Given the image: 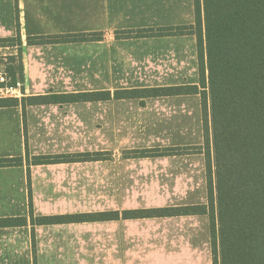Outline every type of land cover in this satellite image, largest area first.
<instances>
[{
    "label": "crops",
    "instance_id": "obj_1",
    "mask_svg": "<svg viewBox=\"0 0 264 264\" xmlns=\"http://www.w3.org/2000/svg\"><path fill=\"white\" fill-rule=\"evenodd\" d=\"M195 0H0V65L21 53L19 94L66 95L0 107V264H213L201 94L117 92L200 83L195 34L117 32L195 23ZM103 33L102 40L28 44L32 36ZM97 93L76 98L73 95ZM111 93V95H106ZM102 152L103 159L28 164L29 157ZM32 201V207H31ZM67 216L33 224L32 218ZM114 216L75 220L81 214ZM20 219H23L20 220ZM20 220V221H19Z\"/></svg>",
    "mask_w": 264,
    "mask_h": 264
},
{
    "label": "trees",
    "instance_id": "obj_2",
    "mask_svg": "<svg viewBox=\"0 0 264 264\" xmlns=\"http://www.w3.org/2000/svg\"><path fill=\"white\" fill-rule=\"evenodd\" d=\"M195 15L192 25L123 31L117 32V36L195 34L200 83L188 87L128 90L116 95L201 94L209 202L205 207L180 209L205 211L210 215L213 264H264V0H195ZM103 37L101 32L32 36L28 38V44L102 40ZM18 45H22L20 25L16 37L0 38V46ZM21 53L20 48L19 60ZM97 95L83 93L73 97L84 99ZM61 97L66 95H39L22 100L0 98V107L22 103L25 111L28 105L44 104ZM201 148L194 147L203 152ZM190 150L192 147H171L139 153L182 154ZM29 156V166L106 157L102 152ZM21 162L19 158L0 159V166ZM33 216L32 211L33 224L61 222L67 218L46 216L35 219ZM109 216L114 214L68 217L89 220ZM0 223L17 224L18 220L7 219Z\"/></svg>",
    "mask_w": 264,
    "mask_h": 264
},
{
    "label": "rangeland",
    "instance_id": "obj_3",
    "mask_svg": "<svg viewBox=\"0 0 264 264\" xmlns=\"http://www.w3.org/2000/svg\"><path fill=\"white\" fill-rule=\"evenodd\" d=\"M19 57L16 56L15 58L13 57H7V60L2 61L3 63L6 64L5 66V76H6V82L3 83L0 81V83H3V86L0 87H5V86H10V85H16L17 81L20 80L18 79V74H21V66H20V62H19ZM207 92L209 93V90H207ZM209 102H210V97H209ZM204 123V121H203ZM210 134L212 136V119L210 117ZM203 143H202V148L201 150L203 152H201L200 150L194 149V147H199V146H191L192 150L188 151L187 153L189 154H195V153H204L205 154V150H207L205 148V126H204V133H203ZM182 154H186V153H182ZM212 154H213V147H212ZM206 160H207V156L205 154ZM209 210V209H207Z\"/></svg>",
    "mask_w": 264,
    "mask_h": 264
},
{
    "label": "built area",
    "instance_id": "obj_4",
    "mask_svg": "<svg viewBox=\"0 0 264 264\" xmlns=\"http://www.w3.org/2000/svg\"><path fill=\"white\" fill-rule=\"evenodd\" d=\"M5 75H6L5 74V66L0 65V81L3 83H5L7 81ZM21 87H22V82H21V80H18L16 85L0 87V93L3 96H14V95L19 94Z\"/></svg>",
    "mask_w": 264,
    "mask_h": 264
}]
</instances>
